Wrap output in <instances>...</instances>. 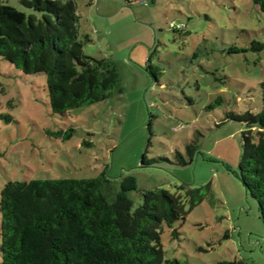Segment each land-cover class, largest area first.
<instances>
[{
  "label": "rangeland",
  "instance_id": "rangeland-1",
  "mask_svg": "<svg viewBox=\"0 0 264 264\" xmlns=\"http://www.w3.org/2000/svg\"><path fill=\"white\" fill-rule=\"evenodd\" d=\"M2 1L29 12L20 0ZM75 2L84 53L113 61L121 90L54 113L45 74H26L0 56V191L9 180L104 172L117 189L133 175L134 209L142 189L208 186L184 220L162 225L165 259L264 264V223L235 175L242 125L223 122L227 112L261 108L264 47L251 44H264V11L252 0ZM192 141L198 147L193 163L176 165L174 152L184 154ZM146 149L147 160L158 162L141 164Z\"/></svg>",
  "mask_w": 264,
  "mask_h": 264
},
{
  "label": "trees",
  "instance_id": "trees-1",
  "mask_svg": "<svg viewBox=\"0 0 264 264\" xmlns=\"http://www.w3.org/2000/svg\"><path fill=\"white\" fill-rule=\"evenodd\" d=\"M252 2L264 11V0ZM20 3L29 12L0 0V56L26 74H45L54 113L65 114L121 90L116 64L84 53L75 0ZM262 47L252 41V49ZM148 71L157 77L156 67L149 65ZM259 87L257 112H227L223 122L242 125L235 175L257 202L264 223V79ZM146 151L142 165L158 162L147 160ZM197 151L195 141L184 154L176 150L175 164L193 163ZM105 176L7 181L0 191V264H187L165 259L162 225L184 220L203 201L208 186L142 189V202L133 209L129 192L139 190L136 178L123 177L116 189ZM218 264L252 263L234 259Z\"/></svg>",
  "mask_w": 264,
  "mask_h": 264
},
{
  "label": "built area",
  "instance_id": "built-area-1",
  "mask_svg": "<svg viewBox=\"0 0 264 264\" xmlns=\"http://www.w3.org/2000/svg\"><path fill=\"white\" fill-rule=\"evenodd\" d=\"M141 2H146V0H140Z\"/></svg>",
  "mask_w": 264,
  "mask_h": 264
}]
</instances>
